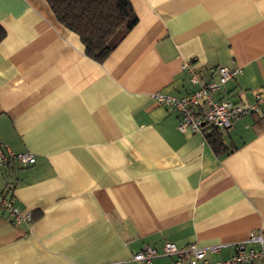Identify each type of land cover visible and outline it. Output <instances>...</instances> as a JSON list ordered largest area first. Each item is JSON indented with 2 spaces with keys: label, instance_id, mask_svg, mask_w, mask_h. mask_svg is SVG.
<instances>
[{
  "label": "crops",
  "instance_id": "1",
  "mask_svg": "<svg viewBox=\"0 0 264 264\" xmlns=\"http://www.w3.org/2000/svg\"><path fill=\"white\" fill-rule=\"evenodd\" d=\"M129 1L136 24L98 62L46 0H0V149L35 158L0 167V193L32 215L0 206V264H145L133 255L165 241L219 244L218 261L264 231V106L219 128L215 151L153 96L187 95L219 65L240 71L214 99L264 93V0Z\"/></svg>",
  "mask_w": 264,
  "mask_h": 264
},
{
  "label": "built area",
  "instance_id": "2",
  "mask_svg": "<svg viewBox=\"0 0 264 264\" xmlns=\"http://www.w3.org/2000/svg\"><path fill=\"white\" fill-rule=\"evenodd\" d=\"M240 71L238 66L217 67L218 78L201 82L199 88L193 92L175 97L173 95L155 92L153 96L157 101L165 105L173 106L179 113L180 119L177 128L185 131L190 128L194 132H202L204 125H212L226 129L232 122L248 113L258 111L260 106H264V93L256 92L253 102H231L226 99H214V93L220 85ZM192 81L197 79L192 76ZM34 155L29 152H12L9 149H0V167L7 163H16L27 166L34 162ZM0 206L5 209L13 222H30L32 215L30 212H22L14 205L12 198H7L5 193H0ZM256 242L260 245L258 249L247 247V243ZM219 250V244L209 247H201L196 243H188L184 246H176L170 241H165L160 250L147 245L133 255V260L149 264L155 256L168 255L174 257V264H242L253 259H264V231L251 232L247 239L235 244V252L229 258L218 261H210L206 258L207 251Z\"/></svg>",
  "mask_w": 264,
  "mask_h": 264
},
{
  "label": "trees",
  "instance_id": "3",
  "mask_svg": "<svg viewBox=\"0 0 264 264\" xmlns=\"http://www.w3.org/2000/svg\"><path fill=\"white\" fill-rule=\"evenodd\" d=\"M59 23L76 33L86 55L102 62L137 22L129 0H46ZM5 35L0 25V41ZM204 138L215 151L222 145L219 128L202 127ZM7 174L24 167L7 163Z\"/></svg>",
  "mask_w": 264,
  "mask_h": 264
}]
</instances>
